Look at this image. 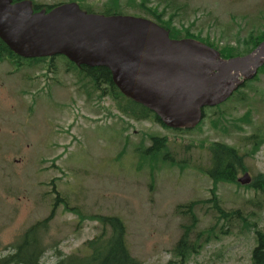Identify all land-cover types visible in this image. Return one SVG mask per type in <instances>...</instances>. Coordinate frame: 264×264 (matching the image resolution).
<instances>
[{"label": "rangeland", "instance_id": "374dc122", "mask_svg": "<svg viewBox=\"0 0 264 264\" xmlns=\"http://www.w3.org/2000/svg\"><path fill=\"white\" fill-rule=\"evenodd\" d=\"M32 1L44 6L71 2ZM103 1H89L94 14H104ZM151 6L165 10L163 20L174 15L173 26L189 28L192 38L215 47L236 46L237 37L257 35L264 23V0H152ZM122 9L127 17L156 22ZM61 62L54 60L56 72L50 77L44 76L43 65L23 67L15 78L3 74L9 67L0 66L2 88L16 87L20 92L19 119L0 104V258L12 253L10 246L21 233L53 209L55 216L43 234L46 252L40 264H54L59 258L56 250L63 256L75 253L101 229L93 221L79 225L75 213L65 210L77 209L86 217L120 218L127 228L130 254L143 264H166L181 235L180 225L188 222L176 213V207L210 195L211 182L199 170L208 164V155L192 147L193 143L222 142L238 148L240 139L258 127L264 129V75L253 83V91L241 89L243 97L238 92L218 108H205L200 127L170 133L157 124L118 121L113 108L115 118L105 116L98 106L108 109L110 100L97 93L98 100H87L80 86L91 93L90 85L65 73ZM7 100L17 101L12 95ZM246 112L251 115L250 124L241 121ZM220 113L224 129L213 128L211 120ZM150 134L174 139L169 154L173 157L151 156L144 137ZM246 164L249 176L264 174V143ZM216 190L225 210L240 209L243 215L252 210L245 205L256 198L252 191L234 185H218ZM205 208L195 211L196 231L215 222L211 211L203 215ZM256 218L255 225L264 231V208ZM252 236L242 234L234 224L230 235L205 246L188 264H251Z\"/></svg>", "mask_w": 264, "mask_h": 264}, {"label": "water", "instance_id": "95a60500", "mask_svg": "<svg viewBox=\"0 0 264 264\" xmlns=\"http://www.w3.org/2000/svg\"><path fill=\"white\" fill-rule=\"evenodd\" d=\"M0 0V40L23 59L62 56L77 68H105L121 95L171 130H192L202 110L225 102L264 64V40L247 55L222 59L193 39H170L144 18L97 15L67 3L34 12ZM238 183L248 185L244 174Z\"/></svg>", "mask_w": 264, "mask_h": 264}, {"label": "trees", "instance_id": "16d2710c", "mask_svg": "<svg viewBox=\"0 0 264 264\" xmlns=\"http://www.w3.org/2000/svg\"><path fill=\"white\" fill-rule=\"evenodd\" d=\"M23 0H12L13 3ZM31 1V0H26ZM95 1L101 0H71L76 3L81 11L87 13H93L92 6L89 4ZM32 2V1H31ZM152 0H104L103 1V15H124L122 14V8H129L132 12H137L149 16L155 20L156 24L162 27L168 32L170 39H183L192 38L189 28H177L173 26L174 15H170L168 19L163 20L165 16V10L158 11V8L151 6ZM34 11L45 9L49 11L54 9L55 5L43 6L32 2ZM264 40V23L260 28L259 33L256 35L254 32H250L244 38H236V46H220L215 47L211 43L201 42L219 51V55L223 59H230L234 57L244 56L254 50V48ZM15 59L20 63H25L26 66L36 63V60H24L13 54L8 50L7 46L0 40V62L5 59ZM65 63V73L74 75L78 81L82 83L83 80L87 81L82 83L85 86L87 84L92 88L89 97H95L94 94L99 91L100 98H103L105 88L106 96H110V99L116 103V111L118 114L125 116L129 119L140 121L147 120L151 123L158 124L163 130L167 132H183L168 130L164 127L156 116L144 107L126 99L116 87L111 83V74L105 68H86L82 67L81 70L76 68L74 64L66 61L63 57H57ZM54 60V59H53ZM29 63V64H28ZM24 65H20V69ZM55 65H53V74L56 72ZM55 75V74H54ZM264 75V64L258 69L257 75L252 81L245 82L243 87L246 90L253 91V83L258 79V76ZM88 92V90L84 87ZM240 92V96L243 97L241 91L236 90V93ZM221 106V105H220ZM219 106H217L218 108ZM203 119H205V112L203 111ZM249 112L244 113L241 121L246 124H250L251 115ZM218 114L211 120L213 128H223L225 122H223L221 116ZM118 120L119 117H118ZM202 122L197 126L200 127ZM196 127V128H197ZM224 129V128H223ZM185 132V131H184ZM176 134V133H172ZM147 136V135H146ZM150 145L147 147V151L151 156L155 157L158 154L165 157H173L169 155L171 153V142L175 140L168 137L160 136L158 134H150L147 137ZM264 129L258 127L254 132L244 137L242 147L236 148L229 146L222 142H192L193 146L201 151H206L208 155V164L205 167L199 168V170L208 178L211 182V188H209V199L190 201L184 205L176 207L175 211L182 218L187 219L186 224H181V235L177 239V243L171 250V259L166 264H188L193 257L200 255V251L205 246L211 244L214 241L219 240L223 236H228L232 233L234 224L240 226L242 234H253L254 246L251 248L250 262L251 264H264V231L257 228L256 217L258 212L264 208V174H257L252 176L251 183L245 187L247 191H252L256 198H252L245 203L252 208V210L244 213L240 209L225 210L220 202V198L216 194L218 184L235 185L236 189L241 186L236 182L238 175L242 173H248L249 167L246 162L247 159H253L259 152L264 143ZM171 140V141H170ZM187 149L189 146L186 147ZM181 170L185 167L178 166ZM205 208L203 215H206L209 211L215 215V222L209 228L196 231L199 223L197 215H195L196 209ZM66 211L74 212L79 220V225L85 221L98 222L101 225L100 232L82 243L80 249L70 255H65L61 251L56 250V254L59 257L54 264H143L130 254V250L127 244V228L120 218L115 216H87L80 213L77 209H65ZM55 216V209L50 214L33 225L29 226L19 237L18 241L13 244V252L6 257L0 258V264H40L41 257L46 252L45 246H43V234L47 232L50 220ZM223 225L218 228L217 225Z\"/></svg>", "mask_w": 264, "mask_h": 264}, {"label": "flooded vegetation", "instance_id": "af4514ba", "mask_svg": "<svg viewBox=\"0 0 264 264\" xmlns=\"http://www.w3.org/2000/svg\"><path fill=\"white\" fill-rule=\"evenodd\" d=\"M53 59L54 58H46V59H40L39 61H36L37 62L36 65H43V66L46 67V70L44 72V76H46V77H50L52 75L51 73H52L53 62H54V61H52ZM21 64L25 65V63H20V62H18L15 59L12 60V59H8V58L3 60L2 62H0V66L3 65V66H6V67H9V71L6 72V70H8V69H6V70H4L5 72H3V74L6 73V75H8L9 77H14V78L17 77V74L20 71V65ZM33 64H35V63L33 62ZM1 81H2V76H0V104L6 105L8 107V110H9L10 113H15L18 116L19 115L18 111H20V107H19L20 92H19V89L16 88V87H11L12 88L11 90H10V88H6V90H5L1 86ZM243 85L241 87H243ZM80 91L83 93V96L85 98H87V100H88V97H87L88 95L85 92V89L82 88ZM102 92H104V95H103L104 98L103 99H106V97H107V99L110 100L111 105L108 107V109L100 108L99 106H98V109L99 110L101 109L105 113L104 115H106L107 117L114 118L115 114H113L111 112V108L116 109L115 108L116 107V103L110 99V96H106L105 88H103ZM96 93L99 95L100 92L97 91ZM10 95H12L14 100H17L16 103L13 102L11 104L9 102V100H7ZM95 108L96 107H94V109ZM18 119H19V116H18ZM144 122L151 123V122H149L147 120L136 121V123H144ZM151 124H154V123H151Z\"/></svg>", "mask_w": 264, "mask_h": 264}]
</instances>
